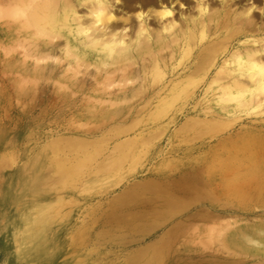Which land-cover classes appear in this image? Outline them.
Here are the masks:
<instances>
[{"label": "bare ground", "instance_id": "1", "mask_svg": "<svg viewBox=\"0 0 264 264\" xmlns=\"http://www.w3.org/2000/svg\"><path fill=\"white\" fill-rule=\"evenodd\" d=\"M16 2L21 7V17L19 19L22 20L20 21L21 24L19 23L18 33L21 39L19 40L22 42L23 46L22 49L24 58L22 61L25 62H23V64L27 65H24L25 68L23 73L25 74V79L30 78L31 80L34 79L33 81H35L37 78L38 80V77L42 76L41 73H45L44 69L50 65L53 71L58 69L60 72L58 81L64 84L74 83V81L77 79V76L78 78H81V76L85 74H91L94 77V81L97 82L96 85L100 83L109 85L115 81L121 83L123 81L124 83L125 80L126 85L127 81H130L134 76H138L137 78L140 80L143 78L141 81H144L143 85L145 89L148 86L154 87L153 85H157L158 82H161L162 86H158V91L155 94L158 95V93L162 91L166 92L156 96L154 99L155 104L152 103L154 106H158V108H168L176 104L190 106L191 102H194V106L196 103H201L200 105H207V103H209L214 108V111L211 112L213 115L210 119L200 117L201 119L198 118V120L195 118L198 120V122L200 121L199 123L196 121L197 124H191L193 121L189 120L192 127L197 125V127H201V129H203H200V135L208 132H214L216 135H209L207 140H211V142H209V146L207 145L203 150L208 148L207 151L218 152L224 149H227L228 151H251L252 146L249 143L254 141L253 138H251L252 140L249 138L250 136L252 137L251 134L249 136V134H247L248 132L246 131L241 130L238 132L235 130L236 133L230 135L231 132L224 131H231L230 129L231 127L235 126L233 123H235L236 120H239L237 123H240L242 126L244 125L243 123L253 125L255 123L257 124L255 121L258 120L262 121L261 124H264V118H251V115L254 114H264V17H261L264 16V0H202L203 5L209 6V11L207 14H201L200 11H198V8L201 6V0H180V3L176 4V7L173 9L175 15L164 20L160 19V12L165 6L171 8L172 4L175 3V0H120L119 3H117V0H99V2H97V0H91V2L87 4H85V0H16ZM0 3L4 4V1L0 0ZM3 4H0V6ZM181 4L184 7H181ZM8 6L10 7L9 4ZM13 7H11L12 9H9L14 11ZM98 9L104 10L105 15L103 17V23L97 26L95 24L94 17L90 14L95 13ZM250 9L251 14L249 15ZM5 11L3 13L5 16H7L6 12L8 11ZM15 12L16 11H14V13ZM257 12H259L261 16H259ZM138 14L143 15L142 20L137 18ZM2 15L3 14L1 13L0 17H2ZM10 16L12 15H9L8 13V17ZM85 29L90 30L87 37L79 34ZM119 29L129 30L126 34L125 32L121 31L118 39L126 37V42L130 47V51L125 50L124 55L108 61L105 55L100 52V49L103 47L104 43L110 41L112 34ZM142 32H147V35L141 37L139 42H136L138 33ZM7 34L8 32L7 29H5V26H1L0 35L6 38ZM96 41H100V43H96ZM5 48L6 47H4V49ZM48 58H50L51 61ZM241 61H243V64H241ZM135 63H139V68L135 67V70L133 68L130 69L129 67ZM105 64L108 66L105 67ZM30 65L32 67H30ZM88 66H92V68L89 69L90 67ZM169 72L171 73L170 78L167 77L170 74ZM176 72H180L178 76H175ZM16 73L19 72L17 71ZM79 73L81 76L78 75ZM21 77L24 76L21 75ZM85 77L87 78V76ZM132 80L134 81L133 78ZM23 81L24 80H20V85H22ZM146 84L147 86H145ZM135 88L136 87H134V89ZM154 91L156 90L154 89L149 94H145L147 95V98H149V96ZM199 93L200 96L197 98ZM94 98L98 102L102 101V104L104 103L103 101H114L116 103L118 101L125 102L129 99H132V97L129 98L123 94L107 97L96 95ZM141 98H143V96ZM149 100L150 98L146 100V103L149 104ZM205 105L204 107H206ZM204 110L205 108L202 109V111ZM156 111H158L157 108ZM209 113L210 112H208V114ZM155 114L157 113H154L153 115ZM158 115H155L154 118H156V116L158 117ZM137 119L139 118L137 117ZM189 121L183 124L184 127L182 126V128H184V139L186 141L191 138L188 134L190 129ZM237 134L246 136L248 135V138L252 142H249L247 139L240 145L237 140L239 138ZM199 136L197 135L196 137ZM72 140L69 142V139L66 140V138L60 141L58 139L59 142H54L55 144L53 147L58 151L59 149H63V144L67 145L70 143L71 147L73 146L74 149L77 148V151L78 149H86V145H84V143L81 141L75 140V138L73 141ZM127 140L125 144L123 142V145H121V143L120 145L125 147ZM106 142L108 141L106 140ZM130 143L128 142V144ZM254 143H256V141ZM86 144H88V142ZM91 144L92 143H90V147ZM115 144L117 143L115 142ZM226 145L229 147L227 148ZM97 150L98 149H96L95 152ZM89 151H82V157L79 156L75 161L76 163L73 162L72 164L75 163V166H83L85 164L86 166L88 161L90 162L93 156L96 155L91 152L88 153ZM107 155L108 154L105 156ZM55 161L56 164L59 163V160ZM52 162L54 161L52 160ZM44 163L45 162L43 160H36L33 162L35 170L29 174V179L26 180V182L23 183L22 179L20 178L14 179L11 182V186L14 188H18L20 185H22V187L19 189H22L21 193L17 194L18 198H16L20 202H23V210H27V212L24 211L22 216H25L27 220L31 216V213L29 212L31 209L36 213V211L39 212L38 210L41 211L44 208V204H40L42 202L41 199L48 197L49 192L51 191L50 187L53 188L55 185L58 186L56 177H44L41 174L40 170L43 168ZM217 165L218 168H222L223 170L218 173L216 177L217 184H213L211 188L212 191L207 192V188H205L206 192L202 193H208L207 196L204 195L203 197L205 199L207 198L208 205H202L203 208L200 205L203 212L201 214L198 212L200 215H196V217H199V220H208V222H213L216 220L214 221L215 223H213L220 227L217 235L219 234L220 237L221 235L223 237L220 238L217 236L219 240L217 238L216 239L219 242L212 238L218 242L217 247L215 246L216 248L214 247L212 251L204 253L201 252L202 248H198L196 246L194 248L193 246L190 247V244H188L187 241L184 245V248L193 252L185 253L181 264H264V209H257L264 207V186H262V184L258 185L256 183L258 177H260V174H255L257 170L250 166V169L245 170L247 175L243 174L242 177L238 179L234 178L233 182L230 181L228 184H223L221 183V181H223L222 178H227L230 176L229 171L231 168H233V164L224 166V164L217 162ZM101 166L103 165L101 164ZM101 166H99V170H101ZM59 167L61 169L60 171ZM59 167H57L58 172H67V168H64L63 170L62 166ZM27 169L28 168L25 167L21 170V172H25ZM71 169H73V167L70 168V170ZM104 170L105 169L102 171ZM68 176H70V174H68ZM253 179H256V182L253 181ZM101 183H105V180L102 177L95 179V181L92 180L88 184L87 190L90 188H96ZM142 183L143 182H141V184ZM135 184L138 185V187L136 185L137 190L144 188L146 190L147 188V184L140 185L138 182ZM135 184L129 186L132 187L135 186ZM181 187L183 188V186ZM184 187L186 188V186ZM134 188L135 187H133L131 190H129L130 188H127L125 189L126 191L123 190L124 193L122 192V196L128 198L127 200H133L132 197L143 199L144 196H147L145 193L151 191L152 195L147 197L154 196V198L151 199L152 201L154 199L152 205L155 207L154 209L156 210V213L160 212L158 215H155L154 212L153 214L155 216H153V218L151 217L149 220H143V216H140V214L144 215L143 209L141 208L142 210L140 209V214L136 211V213L139 215L135 214L131 215L130 217L126 215L128 216L126 217L127 219L125 217L122 219V223H124V225L126 223L127 225L129 224L133 227H138L140 236H142L146 230L151 231L157 227L163 226L166 221H169L170 217H172L169 214L176 212L175 210L178 211V206L181 207L182 205H186L189 207L187 205L189 204L187 201L179 202L180 200L177 201V199L172 201V198H170L172 200L166 201L167 197L164 198V196L160 194L159 188V192L155 189L153 191L147 190L145 193L144 190H140L142 192L137 190L134 191ZM178 188L179 187H176V185H173V183H170L168 187L169 196H175L174 194L178 192ZM258 189H260V191ZM198 192H200V190ZM202 194L198 195L197 193L195 194L196 197L195 195L194 197L198 198L199 196H203ZM27 196H32L34 199L36 198L37 202L32 203L30 202V199L29 202L26 203L25 198ZM120 196L121 193L119 197ZM119 197L117 196V198ZM155 197L159 200L156 201ZM162 198L165 200H162ZM223 199H231V204H217L215 202L216 200L220 202V200ZM114 200L115 202L119 201V199ZM188 202L192 204L191 201L188 200ZM111 203L113 202L111 201ZM123 203V206H128L131 204L128 201ZM194 203L196 202H193V204ZM241 203L242 206L240 205ZM186 206H184V209ZM137 209L139 211V208ZM128 210L129 209L126 211ZM66 211H68V209ZM178 213L179 212H177V214ZM114 214L116 215V213ZM115 215L114 217L118 216V219L116 218V221L114 223L111 222L110 225L112 230L117 231L118 229L122 228V223H120L121 220H119V215ZM192 216H195V214ZM191 217H185L186 223L184 224L185 226L183 225V229H181L182 232L185 231L187 233L188 228L192 225V223H194L190 222ZM74 218V216L71 217L70 212L63 213L58 218L59 220L57 221V225H54L51 232H42L43 234L39 232V235L36 232V234L32 233L33 227L40 229L38 218L36 219V217L33 216V221L30 222L28 220V222H26L24 225V230L26 232L21 233L20 235L17 234L16 242H18V255H27L33 264L40 262L41 264H65V262H69V258H62L57 255V253L55 254L56 250L53 248V246H57L59 241L66 243L69 246H75L78 244V242H81L84 237H86L89 230V227H87L88 223L86 222V225H84V221L79 222L80 218ZM107 218L109 220H105L108 222H110L112 219L114 220L112 217L111 219L110 217ZM223 218H226V220ZM229 218H232V220L230 219V221ZM240 218L242 220H240ZM222 220L225 221L222 223ZM106 223L107 222H105V224ZM119 223L121 224L120 226ZM194 224L193 226H195ZM180 227H182V225ZM213 228H215V226ZM213 228H210V231ZM167 229L166 232H168L166 233L164 231L162 235L154 239L155 241L153 240L154 242L147 243L146 246H141V248L139 247L137 252L138 260H134V262H132L136 264H176L171 260H169L168 263H164L165 257L169 258L171 255V245H166V243H170L168 240V234L172 232H169V229H172ZM226 229L227 232L223 235V231H226ZM16 230L18 229L13 227L12 232ZM142 230L145 231L143 232ZM213 230L211 233H214ZM104 232L101 231V233L107 235L106 231ZM179 233L180 231L178 234ZM131 236L134 237L132 234ZM115 238L118 239L120 237L115 236ZM134 239L135 237L130 239V242L137 240ZM199 240L202 239L199 238ZM203 243L205 246V242ZM212 244H214V242L211 243V245ZM48 245H51L50 249H47L49 247ZM208 245L209 244H207L205 248ZM211 245L209 246L210 250L212 249ZM204 246L202 245L203 248Z\"/></svg>", "mask_w": 264, "mask_h": 264}, {"label": "rangeland", "instance_id": "2", "mask_svg": "<svg viewBox=\"0 0 264 264\" xmlns=\"http://www.w3.org/2000/svg\"><path fill=\"white\" fill-rule=\"evenodd\" d=\"M2 1H4L6 6L3 3H0L3 4L0 6V14H3L2 17H0V27L5 26L8 34L6 38L0 35V264H33L27 255H18V242H16L17 234L20 235L21 233L26 232L24 230V225L28 222V220L30 222L33 221V216H35L36 219L38 218L39 227L42 230L41 231L37 227H33V234H39V232H51L54 225H57V221L59 220L58 218L61 214L68 212H70L71 217H75L74 219L80 218L79 222L84 221V225H86L87 222V227H89V235L87 234L86 237H84L85 240L83 239V242H78V246H69L61 241H59L57 246H53L56 250L55 254L57 253V255L62 258H69L70 264H136L133 262L134 260H138L137 252L139 247L141 248V246H146L147 243L154 242V239L162 235L164 231L166 232L167 228L172 229H169V232H172L168 234V240L170 243H166V245H171V255L169 258L165 257L164 263H168V261L171 260L176 264H181L184 254L193 252L184 248L187 241L188 244H190V247L193 246L194 248L196 246L198 248H202L201 252L203 253L210 252L215 246L217 247V243L219 242L217 236L220 237L217 233L220 227L214 224V221L216 220H214L213 223L204 219L199 220V217H196V215L199 216L203 212L202 205H208L207 198H203L204 195L207 196L208 193H202L212 191L211 188L213 184L217 182L216 177L218 173L223 170L222 168H218L217 162L224 164V166L233 164V168L229 171L230 176L222 178L225 183L220 180L221 183L228 184L230 181L233 182L234 178L238 179L242 177L243 174L247 175L245 170L250 169L251 166L257 170L255 174H260V177H258V179L256 178L257 182L256 179H253V181H255L258 185L262 184V186H264V142H262L264 141V124H261L262 121H255L258 125L256 123V125L243 123L245 126H242L240 123H237L239 120H236L235 123H233L235 126L230 129L231 131L223 130L224 132H231L230 135L236 133L235 130L238 132L241 130L246 131L249 136L251 134L252 137L250 136L249 138H253V142L251 141L252 139L250 140L248 138V135L237 134L239 137L237 140L240 145L247 139L249 142L251 141L254 144L249 143L252 146L251 151H228L227 149L219 152L207 151L208 148L203 150L204 147L206 148L207 145L209 146V142H211V140L208 141L207 139L209 135L216 136L215 133H209L207 131L208 133L204 134L202 131L203 134L200 135L201 130L203 129H201V127H197V125L192 127L190 125V121H193L191 124H195L196 121L197 123L200 122H198V118L200 117L210 119L213 115L211 112L214 111V108L209 103H207V105H200L201 103H196L195 101V106L194 102H191L190 106L176 104L172 107L162 108V110L161 107L158 108V106L153 105L155 104V97L166 92L162 91L159 92L158 95L155 94L158 91V86H162L161 82H158L157 85H153L154 87L148 86L145 89L143 85L144 81H141L143 78L140 80L137 78L138 76H134L132 77L134 81L131 78L130 81H127L126 85V80L124 83L123 81L122 83L115 81L109 85H106L105 83L96 85L97 82L94 81V77L91 74L81 76L79 73L78 75H80L81 78H78L77 76L74 83L64 84L58 81L60 77L58 69L53 71L50 65L44 69L45 73H41L42 76L38 77V80L37 78L35 81L30 78H26V80L25 74L23 73L25 68L24 65H26L23 64L24 61H22L24 58L22 49L23 46L22 42H20L21 39L18 33L19 23L21 24L20 21L22 20L19 19L21 17V7L16 0ZM8 7H13L16 14ZM5 9L8 12H6ZM4 11L7 16L4 15ZM8 13L12 16L8 17ZM257 14H259V12H257ZM259 16L261 15L259 14ZM4 47L6 48L4 49ZM48 59L50 60V58ZM30 67L32 66L30 65ZM88 67H90L89 69L92 68V66ZM135 67L139 68V63H135L129 68H133L135 70ZM17 71L19 73H16ZM179 73L180 72H176L175 76H178ZM21 75L24 77H21ZM85 76H87V78ZM167 77L170 78L171 73ZM20 80H24L22 85H20ZM145 86H147V84ZM134 87L136 88L134 89ZM154 89L156 91L152 92L149 96L150 100L148 104L146 103V100L149 98H147V95L145 94H149ZM122 94L129 98L132 97V99L125 102L118 101L116 102L117 104L114 101H103L104 103L102 104V101L98 102L94 98L96 95L107 97ZM142 96L144 99L141 98ZM199 96L200 93L197 95V98ZM204 105L206 107H204ZM156 108L158 111H156ZM203 108H205L206 111H202ZM208 112L210 113L208 114ZM154 113H157L155 115L159 114L160 117L158 115L159 118L157 116L154 118ZM251 116V118H264V114L262 113L261 115L254 114ZM137 117L139 119H137ZM187 121H189L190 125V129L188 127V134L189 137H191L187 140L188 142L184 139L185 132L183 131L184 128H182L183 124ZM197 135L200 136L196 137ZM65 138L66 140L69 139V142L75 138V140L84 143V145H86V149L84 150H91L88 153L91 152L94 155L96 154L93 156L94 159L92 158L90 162L88 161L86 166L85 164L83 166L81 165L82 167L80 165L75 166L74 164L76 163V159L79 156L82 157V151H84L83 149H78L77 151V148L74 149L73 146L71 147L70 143L67 144L68 146L61 143L63 144V149H59L58 151L53 147L55 144L54 142H57L58 139L59 141L64 140ZM124 138L126 140L128 138L126 146L124 145L125 147L121 146L123 145V142L124 144L126 143ZM106 140L108 142H106ZM255 141L256 143H254ZM87 142L88 144H86ZM115 142L117 144H115ZM128 142L130 144H128ZM90 143L94 144H91L90 147ZM226 146L227 148L229 147L228 145ZM96 149L98 150L95 152ZM106 154L108 155L105 156ZM54 159L59 160V163L56 164ZM36 160H43L45 162L43 168L40 170L41 174L44 177H56L58 186L53 184L55 186L53 188L50 187L51 191L49 192L48 197L41 199L42 202L40 204H44V208L41 211L38 210L39 212L36 211V213L31 209L29 211L31 216L27 220L25 216H22L24 211L27 212V210H23V202H20L17 199V194L21 193L22 189H19L22 185L18 188H14L11 186V182L14 179L19 178L22 179L23 183L26 182V180L29 179V174L35 170L33 162ZM52 160L54 162H52ZM73 162L75 163L72 164ZM101 164L103 166H101ZM59 166H62L63 170L64 168H67V172H58L57 167ZM99 166H101V170H99ZM25 167L28 169L25 172H21V170ZM72 167L73 169H71V171L70 168ZM103 169L105 170L102 171ZM60 170L61 169L59 167V171ZM68 174H70V176H68ZM101 177L105 180V183H101L96 188H90L87 190V186L90 181H95V179H99ZM137 182L140 185L147 184L146 190L145 188L140 189L144 190V193L147 190L153 191L155 189L159 192L160 189V194L164 196V198H169H166V201H170L172 199V201L176 199L177 201L180 200L179 202L187 201V203H189L187 204L189 207L184 205L186 206L184 209V206L182 205L181 207L184 209L183 211V209L178 206V211L175 210L176 212L169 214L172 217H170L169 221L167 220L163 226L157 227L151 231L146 230L147 232L142 230L144 234L140 236L138 227H133L132 225H127L126 223L124 225V223H122V219L135 214L139 215L141 213V208L143 209L144 215L140 214V216H143V220H149L151 217L153 218V216L158 215V213L160 214V212L156 213V210L154 209L155 207L152 205L154 199L153 201L151 199L154 198V196L147 197L152 195L151 191H149L150 193H145L147 196H144L146 198L143 197V199L135 197L137 199L136 200L131 196L133 200L130 198V200H127L128 198L122 196V192L124 193L123 190L127 188H130L129 190H131L135 187L134 191H136L137 184L135 183ZM141 182L143 183L141 184ZM170 183L179 187L178 192L174 194L175 196H169L168 194V187ZM133 184H135V186H129ZM181 186H183V188ZM184 186H186V188ZM205 188H207V190ZM199 190L200 192H198ZM258 190L260 191V189ZM127 192L130 193L129 191ZM120 193L121 196L119 197ZM197 193L198 195L202 194L203 196L195 198V194ZM117 196L119 198H117ZM125 198L126 201L131 203L128 206H123V202H126ZM114 199H119V201L115 202ZM25 200L26 203L29 202V200L32 203L37 202L36 198L34 199L32 196H27ZM155 200L158 201L159 199L156 198ZM162 200L165 199L162 198ZM188 200L191 201L192 204H190ZM111 201L113 203H111ZM193 202L196 203L193 204ZM215 202L217 204L224 203L228 205L231 204V199H223L220 200V202L216 200ZM240 205L242 206V203ZM137 208H139L140 212ZM67 209L68 211H66ZM125 209L129 210L126 211ZM257 209L261 210L264 209V207ZM123 211L129 213L127 214ZM136 211L139 214H137ZM177 212L179 213L177 214ZM198 212L200 214H198ZM114 213L119 215V220H121L120 223H122V225L119 223V226L121 225L122 228L124 227L123 229L121 228L117 231L112 230L110 223H114L118 217H114ZM193 214H195V216H192ZM186 216H192L190 222H194L195 224L192 223V225H190L196 230L190 226L188 228L189 232L188 230L187 233L185 231L182 232L181 229H183V225L186 223ZM107 217H110V219L112 217L114 220L112 219L108 222L107 220L109 219ZM223 219L226 220V218ZM230 219L232 220V218H229V220ZM225 220H222V223ZM240 220L242 219L240 218ZM105 222L107 223L105 224ZM193 224L195 226H193ZM181 225L182 227H180ZM214 226L215 228H213ZM13 227L18 230L12 232ZM210 228L216 229H212L214 233H211L212 230L210 231ZM101 231H106L107 235L104 234L105 232L101 233ZM179 231L180 233L178 234ZM223 232L224 235L227 232V229ZM131 234L134 235L135 239H137L136 241L131 240L132 242H130V239L134 238ZM115 236L120 238L117 239ZM222 237L223 236L221 235L220 238ZM199 238L202 240H199ZM212 238H217L218 240L216 239V241L218 242ZM206 239L209 240L207 241ZM203 242H205V246L209 244L207 246L208 248H205ZM208 242H214V244L211 245V243ZM200 244L204 246L205 250ZM210 245L212 248L211 250L209 248ZM48 246L47 249H50L51 245ZM69 262H65V264H69ZM37 264H41V262Z\"/></svg>", "mask_w": 264, "mask_h": 264}, {"label": "clouds", "instance_id": "3", "mask_svg": "<svg viewBox=\"0 0 264 264\" xmlns=\"http://www.w3.org/2000/svg\"><path fill=\"white\" fill-rule=\"evenodd\" d=\"M90 2H91V0H85V4L90 3ZM97 2H99V0H97ZM119 2H120V0H117V3H119ZM179 3H180V0H175V3L172 4L171 8L165 6L163 8V10L160 12V19L164 20L166 18L173 17L175 15L173 9L176 7V4H179ZM181 7H184V6L181 4ZM198 11H200L201 14H207V12L209 11V6L203 5V2L201 0V6L198 8ZM250 14H251V9L249 10V15ZM90 15L94 17L95 24L97 26L101 25L103 23V17L105 15L104 10L98 9L95 13H91ZM137 18L142 20L143 15L138 14ZM89 31H90L89 29H85L83 32H80L79 34L87 37L89 35ZM121 31L125 32V34H126L129 30L128 29L116 30L112 34L110 41L104 43L103 47L100 49V52L103 55H105V57L108 61H111L116 57L124 55L125 50L130 51V47H129L128 43L126 42V37L118 39ZM145 35H147V32L138 33L137 38H136V42H139L141 37H143ZM149 39H150V37H149ZM96 43H100V41H96ZM241 64H243V61H241ZM107 66L108 65L105 64V67H107Z\"/></svg>", "mask_w": 264, "mask_h": 264}]
</instances>
